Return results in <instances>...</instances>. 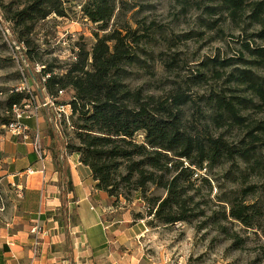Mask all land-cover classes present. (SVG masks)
<instances>
[{"label": "trees", "instance_id": "16d2710c", "mask_svg": "<svg viewBox=\"0 0 264 264\" xmlns=\"http://www.w3.org/2000/svg\"><path fill=\"white\" fill-rule=\"evenodd\" d=\"M197 2L205 14H226L237 26L245 22L260 25L261 29L254 36L264 39V0ZM124 4L128 3L87 0L83 11L92 21L104 23L112 19L117 10L119 19L125 15L131 7ZM9 12L13 13L6 18L14 22L13 31L15 35L19 32L15 38L20 44L37 21L52 13L67 14L64 0H26ZM220 20L207 21V24ZM145 36L129 23L114 27L103 36L98 34L91 52L81 49L78 60L63 75L51 74L46 80L35 68L37 58L32 49L23 52L29 64L26 71L35 85L37 97L44 98L48 93L55 98L58 90L67 87L74 90L69 101H56L70 103L73 114L78 115L76 136L80 143H65V147L69 152L80 154L98 189L111 191L112 176L124 163L128 171L126 178L132 180L135 189L144 190L149 183L166 188L168 194L158 198L155 212L164 223L188 219L186 212L192 209L188 201L193 197L187 195V187L181 181L190 183L194 166L230 162L240 169L236 178L242 177V182L249 175L258 180L239 189L242 197L227 199L231 206L229 215L248 227L259 228L264 235V203H261L264 202V45L243 43L248 56L207 57L201 64L210 75L200 71L191 81H185L184 88L181 84L165 96H156L144 95L143 89L132 88L126 82L132 72L130 67L142 62L140 55L145 51L140 44ZM48 68L44 67L43 71L51 70ZM210 77L221 83H216L217 87L208 94L200 95L204 100L201 106L189 87ZM23 98V92L13 91L6 111L12 110ZM189 105L195 109L190 119L186 114ZM198 110L202 115H196ZM203 118L206 123L204 128H199L196 121ZM0 120L1 124L10 123L9 118L0 117ZM223 127L245 129L246 133L237 141H230L225 132H213ZM138 131L144 132L142 143L134 137ZM57 165L68 178L65 190L72 189L65 155ZM255 193H259L256 200L246 197Z\"/></svg>", "mask_w": 264, "mask_h": 264}, {"label": "rangeland", "instance_id": "374dc122", "mask_svg": "<svg viewBox=\"0 0 264 264\" xmlns=\"http://www.w3.org/2000/svg\"><path fill=\"white\" fill-rule=\"evenodd\" d=\"M86 1L64 0L67 14L59 16L52 13L37 21L32 32L20 44L15 38L20 35L19 32L15 35L13 31L14 22L6 17L12 15L10 10L13 11L26 0H0V117L9 118L10 122L14 119L13 108L6 111L8 97L13 91L23 92L24 98L19 104L27 100L38 103L40 100L34 93L35 85L26 71L29 64L23 58V52L29 48L37 58L36 70L42 72L43 80H46L51 74L63 75L78 60L81 49L91 52L98 34L103 36L114 27L129 23L139 34L146 36L140 44L145 51L140 55L142 62L130 67L132 72L126 82L132 88L143 89L144 95L165 96L177 89L178 85L182 84L184 88L185 81H191L190 78L200 71L210 75L201 64L207 57L248 56L243 43L264 45V39L254 36L261 29L260 25L245 22L237 26L226 14H205L198 0H124L128 3L124 5H129L131 9L120 19L117 10L112 19L104 23L94 22L87 17L83 11ZM117 5L121 7V2L118 1ZM218 18L221 20L216 24H207V21L214 22ZM10 36H14V39H10ZM44 67H50L48 69L51 70L44 72ZM220 81L217 83L210 77L201 84H191L189 91L202 106L204 100L200 95L208 94ZM62 90H58L55 101H69L74 94V90L69 87ZM42 107L39 108V114L44 111ZM67 109L70 111L69 107ZM194 111L192 106L186 107L188 119ZM199 112L201 110H198L197 116L202 115ZM253 116L260 117L256 114ZM76 121L78 115L71 112L68 118L55 123V130L63 135L65 143H80L76 136ZM205 123L204 118L196 121L199 128H204ZM5 125L0 122V219L3 221L13 218L18 203L17 189L3 174L6 163L1 143L6 135L13 136ZM50 126V120L45 125H39L42 144L47 153L57 143L55 132ZM213 132H225L226 138L237 141L246 130L223 127L213 129ZM134 137L140 143L145 141L143 131H138ZM194 168L190 183L181 181L187 187V195L193 197V200L188 201L192 209L186 212L187 220L164 223L156 217L157 200L167 196L166 188L149 183L144 190L135 189L132 180L126 178V163L112 176L114 185L111 191L102 189L109 196L107 202L112 206L110 211L113 210H107V218L128 211L135 219L139 217L146 224L144 228L147 229L142 236L117 247L130 256L126 263L264 264L263 233L259 228L248 227L231 217V206L227 201L236 196L242 197L239 189L255 183L258 178L249 175L242 182V177L236 178L240 175V169L230 162L213 166L205 162L202 167ZM93 187L98 188L95 181ZM258 196L259 193H255L246 197L256 200Z\"/></svg>", "mask_w": 264, "mask_h": 264}, {"label": "crops", "instance_id": "0c3cea01", "mask_svg": "<svg viewBox=\"0 0 264 264\" xmlns=\"http://www.w3.org/2000/svg\"><path fill=\"white\" fill-rule=\"evenodd\" d=\"M48 98L46 93L38 103ZM43 109L38 122L35 118L24 122L33 131L51 121L57 143L48 150L44 172L30 143L7 135L1 143L6 163L3 174L17 189L18 203L12 219H0V264H127L130 256L117 247L142 236L146 224L128 211L106 217L107 210L113 211L107 192L93 187L90 168L81 162L79 153L65 147L63 135L55 130L54 106ZM63 155L73 183L69 190H65L68 178L57 165ZM36 223L40 225L37 247L31 234Z\"/></svg>", "mask_w": 264, "mask_h": 264}, {"label": "built area", "instance_id": "2783aa9c", "mask_svg": "<svg viewBox=\"0 0 264 264\" xmlns=\"http://www.w3.org/2000/svg\"><path fill=\"white\" fill-rule=\"evenodd\" d=\"M7 30L9 29L7 28ZM60 92H63V90H60ZM49 104L54 106L58 122H60L62 118H68L69 114L72 112L70 104L58 103L55 101V98L51 96H49L48 100H45L42 104H38L35 100H27L22 104H16L13 106L14 119L9 124L5 125L8 132L13 136L18 137L21 141L28 142L33 146L40 161H42V172L46 169L45 161L47 158V152L42 144L39 125H37L35 130L32 131L29 125L24 122V119L35 118L38 122L39 108L41 106H48ZM67 107L70 108V111H68ZM32 233L35 234V244L38 245V235L40 233V225L38 223L34 224L32 227Z\"/></svg>", "mask_w": 264, "mask_h": 264}]
</instances>
